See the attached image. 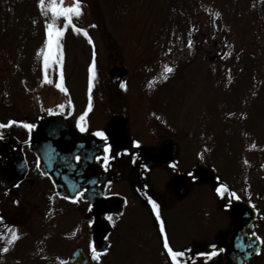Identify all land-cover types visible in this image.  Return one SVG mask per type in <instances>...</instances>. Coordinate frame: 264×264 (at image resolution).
<instances>
[{"label":"rangeland","instance_id":"1","mask_svg":"<svg viewBox=\"0 0 264 264\" xmlns=\"http://www.w3.org/2000/svg\"><path fill=\"white\" fill-rule=\"evenodd\" d=\"M72 3L64 0L65 6ZM82 6L83 15L73 23L93 37L97 63L87 126L97 129L123 114L130 125L143 120L147 126L163 121L181 127L189 137L180 151L191 166L203 152V161L221 179L259 189L256 181L264 165V0H82ZM217 11L220 17L214 15ZM38 23V0H0V122L33 123L35 115L61 111L57 106L64 104L67 121L76 123L88 106L89 76L87 80L82 70L75 73L91 64L92 46L79 37L67 45L61 41L63 84L70 92L66 104L68 97L55 87L51 63L53 84L31 81L41 75L40 49L46 40V25ZM63 23L58 20L59 26ZM31 24L37 29L30 30ZM114 65L129 72L126 92L118 89L122 81L107 79L106 71ZM169 67L174 71L168 73ZM11 128L0 132L11 135ZM10 166L6 143L0 141V227L8 226L0 233L9 235L10 227L24 226L9 252H0V264H62L86 243L83 235H73L74 223L84 214L81 205L50 200L54 191L49 179L32 171L18 188L12 187L3 173ZM6 189L11 190L8 195ZM16 199L19 206L12 203ZM204 199L208 206V192Z\"/></svg>","mask_w":264,"mask_h":264},{"label":"flooded vegetation","instance_id":"2","mask_svg":"<svg viewBox=\"0 0 264 264\" xmlns=\"http://www.w3.org/2000/svg\"><path fill=\"white\" fill-rule=\"evenodd\" d=\"M105 128L104 125L97 129L105 130ZM97 129L89 128L93 132ZM126 135L130 141L141 140L143 146L141 149H131L130 144H125L124 146L129 147L131 153L137 155L134 157L128 154L117 157L112 161V167L105 173L108 179L114 182L112 192L119 195L104 198L105 204L99 210L101 213L98 216L99 223L94 210L89 213L86 211L87 204H80L84 214L81 218H77L79 220L74 223L73 232L76 236L83 235L86 243L77 247H82L85 253L90 255L88 243L93 241V233L97 229L100 237L95 244L98 250L108 249L107 255L102 256V264H170V258L162 247L164 234L159 231V221L143 194L147 193L157 199L160 204L165 234L173 249L191 250L184 259L189 260L191 264H226L231 261L226 245L232 235L234 222L229 213L230 208L226 209L223 206L227 197L222 199L215 193V187L219 186L216 183L217 179L203 182L199 178L197 181H192L187 176L189 171H193V166L200 162L198 160L191 166L184 156L185 153L180 151V145L184 144L189 137L187 133L181 127L175 129L163 121L147 126L143 120H138L135 125H130L128 120ZM165 143L170 144L169 147H174V158L164 165L151 163L150 170L145 171L142 167L143 164H147L145 156L158 154ZM117 151L121 150L113 147V152ZM24 157L28 173L31 170L33 175L39 174L34 156L25 155ZM133 158H136V164L131 162ZM172 161L179 162V171L169 167ZM12 164L11 161L9 172H3L8 179H10ZM1 171L2 167H0V173ZM105 174H102L100 178H104ZM217 177L220 176L217 174ZM219 181L227 184L230 190L236 191L241 196L239 201L246 204L244 209L238 212V231L241 232L243 229L244 235L250 239H255L250 236L252 232L264 237V200L260 197L261 190L251 183H246L243 187H235L233 182L227 179L220 178ZM256 182L260 188L261 182ZM144 185L147 187H143ZM207 192L211 197L208 200V206L204 199ZM124 198H127V204L123 203ZM239 201L233 200L232 205ZM253 204L256 205L255 209L252 208ZM252 212H254V218L250 221ZM120 213L123 215L120 216ZM107 214L114 217L115 227L113 222L106 220ZM89 218L97 221L99 227L95 225L89 227L87 225ZM250 241L246 242L245 247L252 250L253 254L243 264H264V245H258L261 247V254L256 255L254 248L248 247ZM213 243L226 251L213 257L212 260H206L197 255L199 252L211 251L209 245ZM114 255L117 256V260L112 258ZM93 263L97 262L93 261Z\"/></svg>","mask_w":264,"mask_h":264},{"label":"snow or ice","instance_id":"3","mask_svg":"<svg viewBox=\"0 0 264 264\" xmlns=\"http://www.w3.org/2000/svg\"><path fill=\"white\" fill-rule=\"evenodd\" d=\"M38 7L40 8L41 12L45 16H49V13H51V16L49 20L45 21V32H46V40L44 42L43 48L40 49V54L43 55V65H44V80L49 84H53V80L49 79L48 76V69L50 63L52 65H59V81L55 84V87L59 89L62 92H67L68 89L64 86L63 80H64V73H63V45L61 44V39L65 35V32L68 30L69 27L75 32V33H82L84 37L87 38V42L92 46L93 49V59L91 64L89 65V81H88V106L87 109L79 115V117L76 119L75 127L78 129L80 133H87L89 132V127L87 126L86 117L88 116V112L92 110V87H93V81L96 78V72H97V63H96V52H95V42L93 40V37L89 35V32L82 27H77L75 23H73V18H79L83 15V6H82V0H74V3H72L70 6L64 5V0H48V3L46 4V0H38ZM216 17H220V12H215L214 14ZM63 19L64 23L63 26H59L58 20ZM35 23V21H34ZM91 27H96V25H91ZM192 41H188V47H192ZM171 49H169V52ZM230 55V54H229ZM166 71L168 73H171L174 71L172 68H167ZM165 80L168 79V76L166 75L164 77ZM120 88L123 89L125 92L128 90L127 88V82H121ZM59 109H65L64 104H59L57 106ZM49 113H52V109H47ZM155 115V113H153ZM231 115V114H230ZM159 119V117H157ZM13 125H19L20 127L27 130L29 137H31V134L34 129L37 128V125L35 123H28L24 121H17V120H8L5 122H0V129H7L11 128ZM93 136L97 137L100 141L99 144H95V151L88 153L85 149L84 144L79 145L80 150H84V155L76 154L74 159L79 162L81 160L87 161V160H93L98 165L99 168L102 170V172L97 175L96 173H92V175H95V179H88L86 181L87 185H100L104 184V190L101 191H93L92 196L89 197V192L91 189L84 184H73L71 188V194H64L60 191H56L52 194V196L49 197L50 200H53L55 197H61L62 199L76 205H80L81 203L87 204L86 211L91 213L94 210L95 204L92 202V198L94 197H103L105 199L113 196V195H119V193H113L112 192V186L113 181L111 179L108 180H102L100 177L103 173H107L109 169L112 167V161L116 160L117 157L131 154L134 157L137 155L136 153H131L130 148L120 145L119 147L122 149L121 151L113 152V144L110 141V137L108 133L103 129H97L95 132L92 133ZM4 139V135L2 132H0V140ZM25 143H30V140L25 141ZM95 143V142H94ZM131 149H141L143 146V142L139 139H135L130 141ZM205 151H207V148H205ZM200 160H204V153L200 152L197 153ZM133 164H136L137 160L136 158H133L131 161ZM245 164L248 163L247 160L244 161ZM71 167H74V165H70ZM143 169L145 171H149V165L143 164ZM169 167L174 171H179V162L178 161H172L169 164ZM261 167H264L262 165ZM36 168L39 173V175L44 177L51 178V174L48 171H42L40 168V162L39 158L36 162ZM80 175L83 177L85 175V171L81 170ZM187 176L192 181H197L199 179V172H191L189 171L187 173ZM217 180H220V177H216ZM20 185L19 183L13 184L14 188H18ZM143 187H147V185H144ZM215 193L221 197L222 199H226V202L224 203V208L228 209L232 207V201H239L241 199V196L236 192L229 189V186L224 183H220L219 186L215 187ZM10 189H6L5 195H8L10 193ZM146 198L147 202L151 205L152 211L155 213L156 219L159 221V231L163 235L162 239V247L166 251V255L170 258V264H191L189 260L184 259L186 254L190 252L191 250H174L173 247L169 243V239L167 235L165 234V223L161 219L160 215V204L158 203L157 199H154L151 195H148L147 193H143ZM12 203L16 206L20 205V200L16 199L13 200ZM123 203L127 204V198H124ZM252 208L255 209L256 205L253 204ZM120 216L123 215V213L119 214ZM0 219H3L0 217ZM106 220L113 222V227H115V220L114 217L111 214L106 215ZM103 223V222H100ZM87 225L89 227L97 226L99 227V224L97 221L89 218L87 220ZM76 233H73L75 235ZM251 237H254L255 239H251L250 243H248L249 248H254V252L256 255L261 254V247L258 245H264V237L259 236L256 232H252L250 234ZM20 239V236L18 235L16 230L11 231L10 238L5 242V246L0 248V252L7 253L10 250V246L14 245L17 240ZM242 239V238H238ZM209 248L211 251H203L199 252L197 255L200 257H203L206 260H212L213 257L218 256L220 253L225 252L226 250L223 248H218L216 244H210ZM88 249L90 252V259L92 261H96L97 264H102V256L107 255L108 249H104L103 251L98 250L97 245L93 241H89L88 243ZM252 253L250 252L249 255ZM62 264H66V262H62Z\"/></svg>","mask_w":264,"mask_h":264},{"label":"water","instance_id":"4","mask_svg":"<svg viewBox=\"0 0 264 264\" xmlns=\"http://www.w3.org/2000/svg\"><path fill=\"white\" fill-rule=\"evenodd\" d=\"M112 77H119L126 79L128 77L127 70L120 67H113L109 71ZM127 127L126 120L122 118H116L107 126V133L110 137L112 144L117 147L119 144H123L127 141L125 131ZM30 140V149L39 156L40 168L42 171H48L51 174V180L55 187V191H60L64 194H71V188L73 184L79 183L89 187V197L92 196L93 191H101L97 189L95 185H87L88 179H94L96 176L92 173L102 171L98 164L93 160H81L78 163L74 162V156L76 154L84 155V150L79 149L80 144L85 145V149L88 153L93 152L95 144H99V140L90 133H80L74 127H69L65 124L64 118L61 114H49L43 118H40L37 124V128L33 130ZM95 142V143H94ZM14 162L15 167L13 171H21V176H24L26 166L23 159L13 151H8ZM170 153L166 152L160 156H151L153 162H167L170 159ZM23 163V166H20ZM70 165H74L71 167ZM203 165H197L194 169V173L199 172V175L205 174V179L213 177L212 170H204ZM22 168V169H20ZM81 170L85 171V175H80ZM98 175V174H97ZM262 175L264 178V167H262ZM65 189V190H64ZM264 198V192L262 193ZM102 197L92 198V202L95 204L94 209L97 210L102 204ZM231 214L233 216V210ZM234 219V216H233ZM99 235L95 232L94 239L98 242ZM232 245H236L239 239L232 238ZM237 257L241 260L247 256L242 251H236ZM238 260V259H236ZM89 259L81 249H76L70 256L71 264H90ZM236 264H241L240 261Z\"/></svg>","mask_w":264,"mask_h":264},{"label":"trees","instance_id":"5","mask_svg":"<svg viewBox=\"0 0 264 264\" xmlns=\"http://www.w3.org/2000/svg\"><path fill=\"white\" fill-rule=\"evenodd\" d=\"M84 68H85V66H83ZM104 80V78H101V81H103ZM100 86V85H99Z\"/></svg>","mask_w":264,"mask_h":264}]
</instances>
